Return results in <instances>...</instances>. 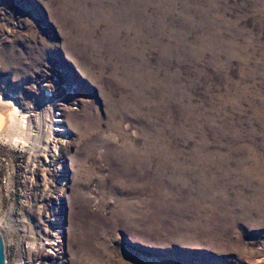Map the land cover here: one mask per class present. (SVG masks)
<instances>
[{
    "label": "rangeland",
    "instance_id": "rangeland-1",
    "mask_svg": "<svg viewBox=\"0 0 264 264\" xmlns=\"http://www.w3.org/2000/svg\"><path fill=\"white\" fill-rule=\"evenodd\" d=\"M0 233L6 264H264V0H0Z\"/></svg>",
    "mask_w": 264,
    "mask_h": 264
},
{
    "label": "built area",
    "instance_id": "built-area-1",
    "mask_svg": "<svg viewBox=\"0 0 264 264\" xmlns=\"http://www.w3.org/2000/svg\"><path fill=\"white\" fill-rule=\"evenodd\" d=\"M54 81H51L52 84H56V79H53ZM62 88H64V86H61L58 88V91H61ZM47 90H48V93H47V97L48 98H55L56 95H57V92L55 91V89H52L50 88V86H48L47 84ZM64 98V95L63 96H60V98H58V107H57V110L59 112L60 109H62V107L64 106L65 104V98ZM68 100H72L73 104L75 105L76 102H75V96H74V91H73V88L70 86L69 88V91H68ZM57 115H59V113H56Z\"/></svg>",
    "mask_w": 264,
    "mask_h": 264
},
{
    "label": "bare ground",
    "instance_id": "bare-ground-1",
    "mask_svg": "<svg viewBox=\"0 0 264 264\" xmlns=\"http://www.w3.org/2000/svg\"><path fill=\"white\" fill-rule=\"evenodd\" d=\"M6 101V100H5ZM1 103H3V102H1ZM8 105V104H7ZM14 113V112H13ZM13 113H11V114H13ZM10 114V115H11ZM16 114V113H15ZM15 114H13V115H15ZM14 119L17 121L18 119H17V117H14ZM11 121H13L12 119H11ZM18 122V121H17ZM14 124H16L17 125V123H15V121L13 122ZM7 124V123H6ZM12 124V123H11ZM13 127H15V125H12ZM7 127V126H6ZM16 128V127H15ZM15 128H12V130L13 129H15ZM10 129H11V127H10ZM55 130H57V128H52L51 129V133H50V136L49 137H47V142H46V146H47V148H48V146L49 145H51V144H53L55 141H56V139H57V137H56V134H58V133H56L55 132ZM12 134L14 133V131L13 132H11ZM10 133V134H11ZM56 133V134H55ZM17 134V133H16ZM15 134V135H16ZM60 134H62V133H60ZM13 137H14V134L12 135ZM16 138V137H15ZM16 140V139H15ZM46 148V147H45Z\"/></svg>",
    "mask_w": 264,
    "mask_h": 264
},
{
    "label": "water",
    "instance_id": "water-1",
    "mask_svg": "<svg viewBox=\"0 0 264 264\" xmlns=\"http://www.w3.org/2000/svg\"><path fill=\"white\" fill-rule=\"evenodd\" d=\"M0 264H6L4 241L1 233H0Z\"/></svg>",
    "mask_w": 264,
    "mask_h": 264
}]
</instances>
